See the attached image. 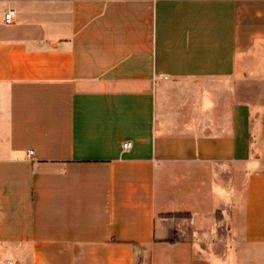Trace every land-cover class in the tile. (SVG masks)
<instances>
[{
  "label": "crops",
  "instance_id": "crops-1",
  "mask_svg": "<svg viewBox=\"0 0 264 264\" xmlns=\"http://www.w3.org/2000/svg\"><path fill=\"white\" fill-rule=\"evenodd\" d=\"M227 251L264 264V0H0V264Z\"/></svg>",
  "mask_w": 264,
  "mask_h": 264
},
{
  "label": "built area",
  "instance_id": "built-area-1",
  "mask_svg": "<svg viewBox=\"0 0 264 264\" xmlns=\"http://www.w3.org/2000/svg\"><path fill=\"white\" fill-rule=\"evenodd\" d=\"M15 17H16V11H15V9H13V8L8 9L6 11L5 17H4L5 23L6 24H12V23H14ZM131 148H132V143L131 142H126V143L123 144V149L125 151H128ZM30 154H32V152Z\"/></svg>",
  "mask_w": 264,
  "mask_h": 264
},
{
  "label": "rangeland",
  "instance_id": "rangeland-1",
  "mask_svg": "<svg viewBox=\"0 0 264 264\" xmlns=\"http://www.w3.org/2000/svg\"><path fill=\"white\" fill-rule=\"evenodd\" d=\"M199 205V204H198ZM201 205H203V206H207L208 207V204H201ZM201 205H199V206H201ZM178 207H180V208H184V205H177ZM207 207H203V208H207ZM167 217H176V218H187L188 216H187V214H169V215H167ZM225 256H226V258H225V260H224V264H234V261H233V257H232V253H231V251H227L226 253H225ZM212 262H213V264H215V262H214V259L212 260Z\"/></svg>",
  "mask_w": 264,
  "mask_h": 264
},
{
  "label": "trees",
  "instance_id": "trees-1",
  "mask_svg": "<svg viewBox=\"0 0 264 264\" xmlns=\"http://www.w3.org/2000/svg\"><path fill=\"white\" fill-rule=\"evenodd\" d=\"M188 217L190 216V215H187Z\"/></svg>",
  "mask_w": 264,
  "mask_h": 264
}]
</instances>
